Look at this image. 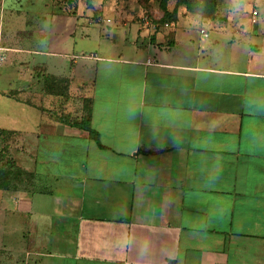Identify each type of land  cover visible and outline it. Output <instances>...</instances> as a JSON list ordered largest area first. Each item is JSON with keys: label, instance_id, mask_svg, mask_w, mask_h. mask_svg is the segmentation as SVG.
<instances>
[{"label": "crops", "instance_id": "obj_1", "mask_svg": "<svg viewBox=\"0 0 264 264\" xmlns=\"http://www.w3.org/2000/svg\"><path fill=\"white\" fill-rule=\"evenodd\" d=\"M55 4L0 35L2 144L34 174L0 188V256L264 264V0L156 29Z\"/></svg>", "mask_w": 264, "mask_h": 264}, {"label": "rangeland", "instance_id": "obj_2", "mask_svg": "<svg viewBox=\"0 0 264 264\" xmlns=\"http://www.w3.org/2000/svg\"><path fill=\"white\" fill-rule=\"evenodd\" d=\"M52 1L56 3L55 6L58 4L61 9H64L63 7H65V9H72L77 3L84 2L88 8V15L94 13L93 7L98 4L103 8L102 13L105 17H110L111 19H114V21L121 22L119 16H128L137 20L147 16L151 20H154L156 24L160 22L159 20L163 16V2L165 1L166 7L170 11H173L177 2V0H0V35L2 32H5V35H14L11 37L14 38L15 41H19V33L24 24L33 25L35 22L32 20H35L37 16L48 13L53 9ZM182 9L187 14L192 13L187 10L186 6L182 5L178 8V16ZM216 13L217 9L212 16H201L214 19ZM112 25H115V22L112 23ZM5 35L3 38L6 39ZM11 37L8 39L10 40ZM3 138V134L0 133V166L6 162L8 157V150L3 148ZM32 179L33 178L25 175L21 176L12 182L11 189L17 190L20 183L29 184L30 182H33ZM4 222L2 216H0V224L9 227L8 216ZM0 234H2V228L0 229ZM4 238L5 237L0 236V247H2L1 240H4ZM13 254L14 253L1 254L0 258L2 259V257H4L6 259H0V264H20L19 262L17 263L16 257L13 258Z\"/></svg>", "mask_w": 264, "mask_h": 264}, {"label": "trees", "instance_id": "obj_3", "mask_svg": "<svg viewBox=\"0 0 264 264\" xmlns=\"http://www.w3.org/2000/svg\"><path fill=\"white\" fill-rule=\"evenodd\" d=\"M186 6L187 10L198 15L212 16L217 9L216 0H177L175 8L170 11L166 7L165 1L163 2V16L158 22L160 25L169 22H177L178 20V8L180 6ZM157 23V24H158ZM78 126L88 130L93 139L99 141V133L92 127L91 115L86 110L85 115L78 121ZM28 176L33 178L32 172L20 168L13 159L7 158L6 162L0 166V188L10 189L12 188V182L21 176Z\"/></svg>", "mask_w": 264, "mask_h": 264}, {"label": "built area", "instance_id": "obj_4", "mask_svg": "<svg viewBox=\"0 0 264 264\" xmlns=\"http://www.w3.org/2000/svg\"><path fill=\"white\" fill-rule=\"evenodd\" d=\"M253 13H254V15H256L258 13V11L255 10ZM143 20L145 21L146 24L150 25L151 27H154L155 29L157 28V24L154 22V20H151L149 17L144 16ZM165 25L168 26L169 23H165ZM201 31L207 35L205 29H201ZM148 62L153 63L154 59H149Z\"/></svg>", "mask_w": 264, "mask_h": 264}]
</instances>
